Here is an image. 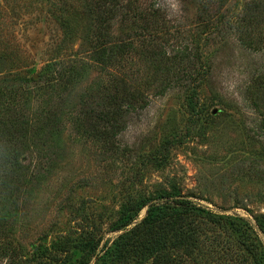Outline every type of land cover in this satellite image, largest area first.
I'll return each instance as SVG.
<instances>
[{
	"label": "rangeland",
	"instance_id": "374dc122",
	"mask_svg": "<svg viewBox=\"0 0 264 264\" xmlns=\"http://www.w3.org/2000/svg\"><path fill=\"white\" fill-rule=\"evenodd\" d=\"M143 2L160 6L170 26L185 35L203 36L218 15L240 14L245 0H222L207 9L197 0ZM93 3L0 0V77L38 79L49 63L88 61ZM201 10L210 14L206 27L200 24ZM214 47L210 42L204 56ZM213 62L207 83L188 80L196 91L194 109L187 106L189 86L151 95L117 137L119 153L79 137L65 120L63 152L50 154L51 169L31 183L29 196L20 197L18 215L6 222L11 231L0 232V264H11L13 257L17 264H264V183L246 171L248 165L264 170V138L260 143L247 136L252 111L243 98L251 75L264 67V52L226 47ZM118 72L92 69L81 87L94 80L107 83L109 73ZM175 201L192 208L186 221L202 223L203 233L196 235L201 252L171 248L166 240L156 261L140 257L144 243L137 234L143 232L148 205ZM212 249L218 253L211 257Z\"/></svg>",
	"mask_w": 264,
	"mask_h": 264
},
{
	"label": "trees",
	"instance_id": "16d2710c",
	"mask_svg": "<svg viewBox=\"0 0 264 264\" xmlns=\"http://www.w3.org/2000/svg\"><path fill=\"white\" fill-rule=\"evenodd\" d=\"M218 1L222 0H197V3L200 9H207L206 6ZM92 12L88 61L49 63L38 79L0 77V232L11 231L6 224L18 215L20 197L24 193L29 196L33 190L31 183L42 180L51 169L50 154L59 157L63 152L65 120L72 123L79 137L119 153L123 149L119 148L117 137L128 126L131 114L143 109L151 95L190 87L188 80L197 84L202 78L207 83L213 57L226 47L264 52V0H245L242 12L233 18L218 15L211 31L203 36L185 35L183 29L171 27L160 6L143 0H94ZM198 16L202 26L209 22L210 14L205 10ZM114 24L120 26L118 30ZM210 42L215 47L211 56H204ZM109 67L119 69L116 74L109 73V82L94 80L81 87L92 69L103 74ZM210 90L222 101L214 87ZM190 91L187 106L194 109L196 91L193 86ZM79 93L76 105L73 98ZM243 98L252 111L247 136L262 143L264 67L251 75ZM223 104L237 109L231 103ZM59 150L62 152L58 154ZM246 171L264 183V170L248 165ZM191 212L192 208L182 202L175 201L174 205L151 202L141 222L143 232L137 234L139 242L144 243L137 250L138 255L156 261L165 253L160 245L166 246V240L174 245L171 248L177 245L200 253L202 245L196 235L204 229L202 223L185 220ZM206 215L211 221V213L207 211ZM124 234L130 236L132 232ZM216 253L217 249H212L211 257ZM120 255V251L112 254L111 260ZM253 255L256 257V252ZM11 264H17L14 257Z\"/></svg>",
	"mask_w": 264,
	"mask_h": 264
},
{
	"label": "water",
	"instance_id": "95a60500",
	"mask_svg": "<svg viewBox=\"0 0 264 264\" xmlns=\"http://www.w3.org/2000/svg\"><path fill=\"white\" fill-rule=\"evenodd\" d=\"M36 76L34 75V78H35Z\"/></svg>",
	"mask_w": 264,
	"mask_h": 264
}]
</instances>
